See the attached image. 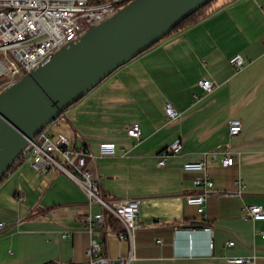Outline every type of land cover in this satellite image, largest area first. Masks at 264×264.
Instances as JSON below:
<instances>
[{"label":"crops","instance_id":"0c3cea01","mask_svg":"<svg viewBox=\"0 0 264 264\" xmlns=\"http://www.w3.org/2000/svg\"><path fill=\"white\" fill-rule=\"evenodd\" d=\"M236 55L245 62L240 71L228 63ZM202 80L213 82L210 94L199 87ZM166 103L182 113L180 120H166ZM231 120L242 125L233 139ZM133 124L142 136L134 148L126 137ZM49 133L95 155L100 142L116 144V156L97 158L90 169L104 200L141 202L130 264H227L247 257L264 264V222L242 216L246 206L264 210V0H233L162 40L63 112ZM176 139L181 153L158 168L159 152ZM227 150L231 166L222 162ZM202 156L217 192L208 196L203 216L186 203L198 192L193 180L199 174L182 170ZM87 209L84 192L72 180L40 176L22 160L0 184V218L6 221L0 222L6 225L0 264H84ZM90 210L100 211L96 205ZM119 231L107 217L104 229L93 234L112 259L130 254L129 244L115 239Z\"/></svg>","mask_w":264,"mask_h":264},{"label":"built area","instance_id":"2783aa9c","mask_svg":"<svg viewBox=\"0 0 264 264\" xmlns=\"http://www.w3.org/2000/svg\"><path fill=\"white\" fill-rule=\"evenodd\" d=\"M132 0H0V76L6 79L0 83V92L8 86L29 74L44 58L55 51L75 42L91 25L111 16ZM247 1V0H245ZM236 71L244 67V59L233 56L228 60ZM199 87L205 94H210L215 86L210 80H202ZM63 114V113H62ZM62 114L50 123L34 138V147L21 157L30 168L40 176L49 174L64 175L72 180L85 194L88 209L82 222L85 224L90 243L85 251L84 264H130L133 260V244L136 232L141 228L139 214L141 202L135 200H104L100 196L98 177L90 169L97 158L114 157L117 154L116 144L100 142L97 155L85 147L69 148L67 138L58 134L52 136L49 128L59 123ZM164 115L169 123L181 119L182 113L170 103L164 106ZM242 133V125L238 120L229 122V138L233 139ZM126 137L132 148L141 141V130L138 124L126 129ZM182 150L180 139L174 140L157 156V167L163 168L167 162L178 156ZM122 154L125 152L122 150ZM224 166L233 164L230 150L223 152ZM213 158L216 154L212 155ZM204 156L194 162L183 164L184 172L199 174L193 180V187L198 191L186 197V203L197 209L198 214H204L206 200L210 194H217L207 174ZM24 201L23 197L19 198ZM92 205L100 211L90 210ZM243 219L264 222V210L261 206H246L242 209ZM107 217L113 218L120 231L115 239L130 246V254L126 258L112 259L103 253L102 244L93 239L94 231L104 229ZM6 228L0 223V232ZM210 232L209 228H204ZM264 243V232L259 235ZM156 244L161 246L162 240ZM228 243L227 246H232ZM227 264H256L254 257L227 259Z\"/></svg>","mask_w":264,"mask_h":264},{"label":"water","instance_id":"95a60500","mask_svg":"<svg viewBox=\"0 0 264 264\" xmlns=\"http://www.w3.org/2000/svg\"><path fill=\"white\" fill-rule=\"evenodd\" d=\"M212 0H132L0 92V181L40 132Z\"/></svg>","mask_w":264,"mask_h":264},{"label":"trees","instance_id":"16d2710c","mask_svg":"<svg viewBox=\"0 0 264 264\" xmlns=\"http://www.w3.org/2000/svg\"><path fill=\"white\" fill-rule=\"evenodd\" d=\"M233 0H212L209 3L205 4L203 7H201L199 10H197L195 13L191 14L189 17H187L185 20H183L180 24H178L164 39L173 37L183 31L188 30L189 28L195 26L202 20L206 19L213 13H215L221 6H225L229 4ZM163 39V40H164ZM158 44V43H157ZM155 44L154 46H156ZM153 46V47H154ZM152 47V48H153ZM22 159H20L5 175V177L0 181V184L3 183L7 177L14 172V170L18 167V165L21 163ZM108 224L110 228H113L116 226L120 229L118 223L111 217H108Z\"/></svg>","mask_w":264,"mask_h":264},{"label":"bare ground","instance_id":"6f19581e","mask_svg":"<svg viewBox=\"0 0 264 264\" xmlns=\"http://www.w3.org/2000/svg\"><path fill=\"white\" fill-rule=\"evenodd\" d=\"M50 56H52V55H48V56H46V57L44 58V60H46V59L49 58ZM44 60H43V61H44ZM33 147H34V139H33L31 142H29L28 146H27L26 149L23 151L22 157H25V155H26V151H28V150H32Z\"/></svg>","mask_w":264,"mask_h":264},{"label":"rangeland","instance_id":"374dc122","mask_svg":"<svg viewBox=\"0 0 264 264\" xmlns=\"http://www.w3.org/2000/svg\"><path fill=\"white\" fill-rule=\"evenodd\" d=\"M6 78L4 76H0V83H2ZM4 218H0V222H6L4 220H2Z\"/></svg>","mask_w":264,"mask_h":264}]
</instances>
